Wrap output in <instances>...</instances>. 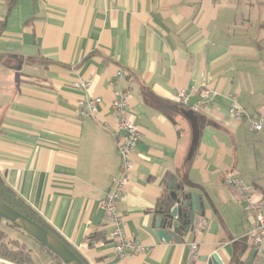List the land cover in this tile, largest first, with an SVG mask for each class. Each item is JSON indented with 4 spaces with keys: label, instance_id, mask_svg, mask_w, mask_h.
Here are the masks:
<instances>
[{
    "label": "crops",
    "instance_id": "1",
    "mask_svg": "<svg viewBox=\"0 0 264 264\" xmlns=\"http://www.w3.org/2000/svg\"><path fill=\"white\" fill-rule=\"evenodd\" d=\"M10 1L0 0L5 184L87 264H206L213 252L222 264H264L238 193L225 184L236 177L264 197V130L251 127L264 112V0ZM79 78L90 82L86 92L72 86ZM202 84L215 92L203 112L174 102L176 90ZM116 89L129 92L139 132L117 212L125 235L147 250L128 259L114 252L100 206L120 170ZM91 97L101 98L96 112L79 118L78 102ZM233 99L242 118L228 112ZM178 183L199 196L205 214L194 223L205 226L171 227L179 241L160 240L155 219L161 225L167 212L158 207L178 205L170 196ZM91 233L102 237L91 242ZM27 248L35 264H56L36 244ZM0 264L19 263L0 256Z\"/></svg>",
    "mask_w": 264,
    "mask_h": 264
},
{
    "label": "built area",
    "instance_id": "2",
    "mask_svg": "<svg viewBox=\"0 0 264 264\" xmlns=\"http://www.w3.org/2000/svg\"><path fill=\"white\" fill-rule=\"evenodd\" d=\"M115 75L124 76L125 71L122 68H117ZM89 85L90 82L88 80L81 78L72 82V86L75 89L83 92H86ZM214 94L215 92L211 88L202 84L190 93L186 92L185 89L176 90L173 100L183 108H187L194 113H201L212 102ZM191 98H194L193 102H191ZM128 99L129 92L127 90L116 89L113 91L111 108L116 118L113 135L116 136L120 132L123 133L116 143L120 159V170L116 176L110 178V191L100 200L101 209L112 224L110 241L113 245V250L122 259H128L147 250L144 245L125 235V217L117 212V203L122 198L128 179L134 169L133 152L139 138L138 129L129 117ZM100 103V97L80 100L77 104L78 117L93 116ZM228 112L236 119L242 118L244 115L243 108L239 106L235 99L232 100ZM251 127L254 130H264V112L257 116ZM225 184L237 191L243 212L250 220L252 250L255 254L264 255V197L254 192L236 177L225 178ZM204 226V221L199 219L193 224V230L199 232L204 229ZM197 249V245L192 243L190 245L191 255H194Z\"/></svg>",
    "mask_w": 264,
    "mask_h": 264
},
{
    "label": "water",
    "instance_id": "3",
    "mask_svg": "<svg viewBox=\"0 0 264 264\" xmlns=\"http://www.w3.org/2000/svg\"><path fill=\"white\" fill-rule=\"evenodd\" d=\"M194 98H191V102ZM194 146L190 150V155L193 153ZM173 182L168 184V187L172 189ZM171 198L178 203L173 206L168 214L164 215V219L161 222V215H158L155 219V233L160 240L169 241L174 239L179 241L177 235L171 230V227L175 229L179 228V222L177 219L178 213L181 207H186L189 211L187 218L186 232L193 230V224L196 220L195 216H204L205 212L201 207L200 198L198 195L188 193L184 190L182 193L171 190ZM180 201H182L180 203ZM181 206V207H180ZM0 217L4 220L14 224L18 228L22 229L27 235L40 244L45 246L53 254L59 257L65 264H84L82 260L71 250L59 237L48 231L46 228L28 218L21 212L9 206L6 202L0 199ZM176 222V224H175ZM216 226L215 223L211 224L210 231ZM173 228V229H174ZM202 260H206V264H222V261L216 252H213L208 257H203Z\"/></svg>",
    "mask_w": 264,
    "mask_h": 264
},
{
    "label": "trees",
    "instance_id": "4",
    "mask_svg": "<svg viewBox=\"0 0 264 264\" xmlns=\"http://www.w3.org/2000/svg\"><path fill=\"white\" fill-rule=\"evenodd\" d=\"M12 2V0L10 1ZM0 54V58H1ZM175 192L178 194L182 193L183 186H181V183H178V185L175 187ZM0 199H2L4 202H6L9 206L16 209L17 211L21 212L28 218L32 219L33 221L37 222L44 228H46L48 231L59 237L71 250L74 251V253L82 260L84 264H87L85 260L81 257V255L68 243L66 242L59 234H57L30 206H28L9 186H7L3 180V178L0 175ZM181 207V206H180ZM159 210H163L167 212V214L170 212V201H166L165 205H162L158 207ZM188 209L186 207H181L180 211L178 213L177 219L179 222V228L178 230H181L182 232L186 231L187 226V218H188ZM0 220H4L2 217H0ZM6 221V220H5ZM8 224H10L12 227L16 228L29 238H31L29 235H27L22 229L18 228L14 224L6 221ZM1 234V232H0ZM102 236L97 233H91L88 235V240L93 242L97 239L101 238ZM33 239V238H31ZM38 246V249L40 251H43L47 253L51 258H53L56 262V264H65L59 257H57L55 254H53L50 250H48L45 246L40 244L38 241L34 240ZM13 246L12 248H9L6 243H0V256L7 258L11 261H14L19 264H35L31 254L30 250L26 247L24 242L20 241H14L11 243ZM234 264H241L239 259L236 257L234 258Z\"/></svg>",
    "mask_w": 264,
    "mask_h": 264
},
{
    "label": "rangeland",
    "instance_id": "5",
    "mask_svg": "<svg viewBox=\"0 0 264 264\" xmlns=\"http://www.w3.org/2000/svg\"><path fill=\"white\" fill-rule=\"evenodd\" d=\"M0 232V243H6L9 248L13 247L11 243L14 241L26 242V247L30 248H32V246H35L36 244L33 239L29 238L16 228L12 227L5 220H0Z\"/></svg>",
    "mask_w": 264,
    "mask_h": 264
}]
</instances>
